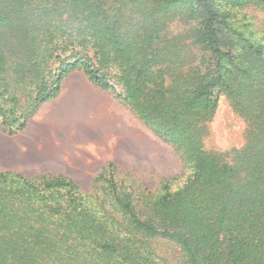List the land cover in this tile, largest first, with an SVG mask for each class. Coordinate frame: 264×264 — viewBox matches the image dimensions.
Wrapping results in <instances>:
<instances>
[{"label": "trees", "instance_id": "obj_1", "mask_svg": "<svg viewBox=\"0 0 264 264\" xmlns=\"http://www.w3.org/2000/svg\"><path fill=\"white\" fill-rule=\"evenodd\" d=\"M264 0H0V131L23 130L83 68L191 169L158 191L108 163L0 171V264H264ZM241 18L239 19V16ZM256 26L257 29L254 27ZM243 146L209 150L221 97Z\"/></svg>", "mask_w": 264, "mask_h": 264}, {"label": "crops", "instance_id": "obj_2", "mask_svg": "<svg viewBox=\"0 0 264 264\" xmlns=\"http://www.w3.org/2000/svg\"><path fill=\"white\" fill-rule=\"evenodd\" d=\"M143 126L113 90L76 68L23 130L12 136L0 131V171L61 173L86 190L108 163L143 161Z\"/></svg>", "mask_w": 264, "mask_h": 264}, {"label": "rangeland", "instance_id": "obj_3", "mask_svg": "<svg viewBox=\"0 0 264 264\" xmlns=\"http://www.w3.org/2000/svg\"><path fill=\"white\" fill-rule=\"evenodd\" d=\"M254 25L262 27L264 10H251ZM241 15L239 16V19ZM256 26L254 27L255 29ZM247 122L234 111L229 101L222 96L217 112L210 122L205 136V146L209 150L225 151L234 147H241L246 140ZM145 135V153L143 161H127L120 167L121 177L131 174L145 187L158 191L162 180H170L171 190H177L187 180L191 173L172 146L143 126ZM85 191V189H83ZM90 192L91 189H86Z\"/></svg>", "mask_w": 264, "mask_h": 264}]
</instances>
